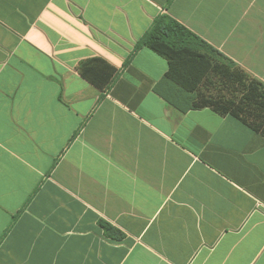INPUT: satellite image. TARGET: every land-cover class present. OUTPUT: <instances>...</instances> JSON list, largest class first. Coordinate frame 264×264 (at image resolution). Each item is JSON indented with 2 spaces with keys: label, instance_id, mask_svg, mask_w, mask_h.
<instances>
[{
  "label": "crops",
  "instance_id": "1",
  "mask_svg": "<svg viewBox=\"0 0 264 264\" xmlns=\"http://www.w3.org/2000/svg\"><path fill=\"white\" fill-rule=\"evenodd\" d=\"M162 14L264 83V0H0V264H264V133L172 103Z\"/></svg>",
  "mask_w": 264,
  "mask_h": 264
},
{
  "label": "trees",
  "instance_id": "2",
  "mask_svg": "<svg viewBox=\"0 0 264 264\" xmlns=\"http://www.w3.org/2000/svg\"><path fill=\"white\" fill-rule=\"evenodd\" d=\"M143 46L169 62L165 79L176 88V93L168 97L174 105L185 111L208 106L222 114L230 113L264 133V83L222 52L168 14L155 18L137 44V48ZM99 60L83 62L81 72L105 89L107 86L95 76L93 64Z\"/></svg>",
  "mask_w": 264,
  "mask_h": 264
}]
</instances>
